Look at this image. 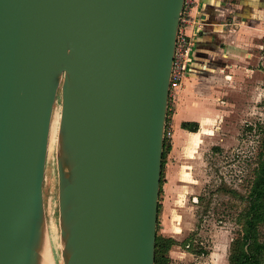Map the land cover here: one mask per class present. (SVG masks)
Wrapping results in <instances>:
<instances>
[{
  "label": "water",
  "instance_id": "obj_1",
  "mask_svg": "<svg viewBox=\"0 0 264 264\" xmlns=\"http://www.w3.org/2000/svg\"><path fill=\"white\" fill-rule=\"evenodd\" d=\"M184 0H0V264H37L61 87L67 264H155Z\"/></svg>",
  "mask_w": 264,
  "mask_h": 264
},
{
  "label": "rangeland",
  "instance_id": "obj_2",
  "mask_svg": "<svg viewBox=\"0 0 264 264\" xmlns=\"http://www.w3.org/2000/svg\"><path fill=\"white\" fill-rule=\"evenodd\" d=\"M260 40L261 46L252 44L251 50H245V63L250 66L238 79L241 82L224 85L227 90L218 100L220 114L211 128L202 129L187 150L179 148L165 157L157 234L173 238L176 243L169 254L184 252L187 264H230V256L242 238L247 195L262 149L259 127L264 123V37ZM249 52L254 53L251 61ZM171 105L170 111L175 107ZM61 109L60 87L51 119L43 195L44 200L49 193L52 195L48 202V228L53 247L61 249L59 253L67 264L54 192L58 169L56 172L53 151ZM168 127L173 138L170 120ZM181 165L185 174L180 180ZM261 232L264 240V226ZM177 260H173L174 264Z\"/></svg>",
  "mask_w": 264,
  "mask_h": 264
},
{
  "label": "crops",
  "instance_id": "obj_3",
  "mask_svg": "<svg viewBox=\"0 0 264 264\" xmlns=\"http://www.w3.org/2000/svg\"><path fill=\"white\" fill-rule=\"evenodd\" d=\"M193 14L199 24L187 28L194 45L186 76L177 96L172 97L175 107L169 120L173 138L167 157L179 148L187 150L202 129L211 128L220 114L218 100L226 92L225 86L229 82L238 85L241 82L238 79L250 66L245 63V50H251L252 44L261 46L260 39L264 37V0H198ZM253 55L249 52L250 61ZM185 121L198 122V129L184 128ZM178 172L181 180L185 174L182 165ZM184 255V252L170 254V264H174V259H180L175 264H187Z\"/></svg>",
  "mask_w": 264,
  "mask_h": 264
},
{
  "label": "trees",
  "instance_id": "obj_4",
  "mask_svg": "<svg viewBox=\"0 0 264 264\" xmlns=\"http://www.w3.org/2000/svg\"><path fill=\"white\" fill-rule=\"evenodd\" d=\"M171 111L168 109L167 121H169ZM166 121V123H167ZM184 128L197 130L198 122L185 121L182 123ZM252 128V127H251ZM262 134L260 158L255 168V175L247 195V206L243 213V234L241 240H238L230 256V264H263L264 240L261 238V226H264V123L260 124ZM172 145L171 137L165 133L161 186L163 182V171L165 166V157ZM161 192V188H160ZM160 206H158L159 210ZM171 237L159 236L156 239L155 264H170V249L175 244ZM205 253V250H197Z\"/></svg>",
  "mask_w": 264,
  "mask_h": 264
},
{
  "label": "built area",
  "instance_id": "obj_5",
  "mask_svg": "<svg viewBox=\"0 0 264 264\" xmlns=\"http://www.w3.org/2000/svg\"><path fill=\"white\" fill-rule=\"evenodd\" d=\"M198 0H184L183 9L180 16V24L176 36L175 51L173 56L171 83L169 95V108L171 107L172 97L177 89L182 85L183 79L188 70L191 51L194 45L193 37L187 32L188 26L199 24L193 14ZM166 136L171 137L169 127L165 130Z\"/></svg>",
  "mask_w": 264,
  "mask_h": 264
},
{
  "label": "bare ground",
  "instance_id": "obj_6",
  "mask_svg": "<svg viewBox=\"0 0 264 264\" xmlns=\"http://www.w3.org/2000/svg\"><path fill=\"white\" fill-rule=\"evenodd\" d=\"M60 118H61V116H60ZM59 126H60V120H59V124H58V128H57L55 147H54V151H53V155H54V161L53 162L55 164L56 172L58 169V167H57V164H58L57 154H58V148H59V142H58ZM49 140H50V136H49ZM49 143H50V141H48V151H49ZM57 176H58V174H57ZM54 192H55V195L57 197V203L59 204V180L57 181L56 185L54 186ZM50 194L51 193H49V195H48V199L44 200V223H43V229H42L41 245H40V248L38 251V262H37V264H64L63 258H61L62 256L59 253V250L61 251V249L57 248V250H55V248L53 247L52 237L50 235L49 228H48V215H49V212L51 211L50 205L48 202L52 196ZM59 215H60L59 221H60V225H61L60 207H59ZM60 229H61V226H60ZM61 240H62L64 251H65V241H64L63 236H62V231H61ZM65 255H66V251H65ZM66 260H67V256H66Z\"/></svg>",
  "mask_w": 264,
  "mask_h": 264
}]
</instances>
